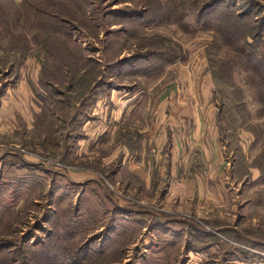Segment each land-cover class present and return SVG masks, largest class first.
Returning <instances> with one entry per match:
<instances>
[{
	"label": "rangeland",
	"instance_id": "obj_1",
	"mask_svg": "<svg viewBox=\"0 0 264 264\" xmlns=\"http://www.w3.org/2000/svg\"><path fill=\"white\" fill-rule=\"evenodd\" d=\"M0 148V264H264V0H0Z\"/></svg>",
	"mask_w": 264,
	"mask_h": 264
},
{
	"label": "crops",
	"instance_id": "obj_2",
	"mask_svg": "<svg viewBox=\"0 0 264 264\" xmlns=\"http://www.w3.org/2000/svg\"><path fill=\"white\" fill-rule=\"evenodd\" d=\"M24 79L27 80L28 79L27 76H24V78L21 80L22 83H24ZM37 84H38L39 88L41 87L40 91L38 92L40 96H38L39 98L35 97L33 101H34V103L37 104V108H38L35 110L36 115H39L40 112L45 111L44 110L45 105L49 101L47 99V98H49V92H48L47 88L43 86L42 83L40 84L39 77L37 78ZM7 106H8V100L4 99L3 100V107H5V109H6L5 111L8 110ZM51 112H53V111H51ZM52 114H56V113L53 112ZM41 115H44V114H41ZM80 133H82V132H80ZM170 139L171 138H169L166 133H162L160 138L157 140L156 145L159 147V150L161 151V155H162V152L164 155H166V151L169 150V148L171 147L172 142H170ZM80 140L82 141V139H79V141ZM80 143H82V142H80ZM167 147H168V149L166 150ZM118 149L121 150L120 146ZM0 150H3V149L0 148ZM120 150L117 152V154L112 156L113 158L111 157V159L108 162H113L117 157L119 158L120 152H122V150H124V149L122 148V150L121 151ZM161 155H159V156H161ZM162 157L163 156H161V158ZM177 157L178 156L176 154L175 158L177 159ZM182 165L183 164H181V163L178 165L177 160L174 161L173 158H172V160L171 159H163V160L160 159V160L154 161L153 162V184L154 183L160 184L162 182L163 183L173 182V180L178 177V173L181 171L180 167H182ZM124 176H125V171H123V169L118 171L116 174L117 180H119L121 177H124ZM84 178L87 179V180H85L86 182L93 180L92 176H87V178H86V174H84L83 172L82 173L73 172V174H72V181L75 183H79V180L84 179ZM182 182H184V181H182ZM164 190H166V189H164ZM153 191L155 193H157L158 188L153 186ZM157 219H159V218H157Z\"/></svg>",
	"mask_w": 264,
	"mask_h": 264
},
{
	"label": "trees",
	"instance_id": "obj_3",
	"mask_svg": "<svg viewBox=\"0 0 264 264\" xmlns=\"http://www.w3.org/2000/svg\"><path fill=\"white\" fill-rule=\"evenodd\" d=\"M41 83L43 84L44 87L47 88V90L49 92V97H52L54 99L57 96V94L60 93L59 92L60 90L58 88L56 89L53 86H48V82L41 81ZM52 90H54V91H52ZM54 92H56V93H54ZM54 94H56V95H54Z\"/></svg>",
	"mask_w": 264,
	"mask_h": 264
}]
</instances>
